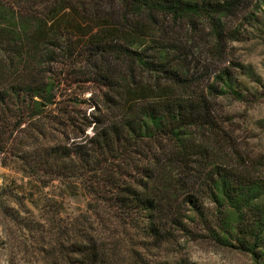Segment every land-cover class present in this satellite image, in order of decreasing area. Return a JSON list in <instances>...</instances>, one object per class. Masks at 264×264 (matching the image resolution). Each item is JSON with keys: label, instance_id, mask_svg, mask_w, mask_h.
I'll return each mask as SVG.
<instances>
[{"label": "trees", "instance_id": "1", "mask_svg": "<svg viewBox=\"0 0 264 264\" xmlns=\"http://www.w3.org/2000/svg\"><path fill=\"white\" fill-rule=\"evenodd\" d=\"M114 1L124 8L123 16L139 15L143 22L123 28L115 12L99 14L93 0H0V152L12 153L21 169L39 181L73 179L111 213L139 216V228L155 240L168 233L160 228L167 216L182 231H188L186 219L197 216L210 238L250 255L252 264H264V174L241 172L203 156L209 148L203 131L215 125L212 99L231 95L246 100L247 89L234 71L246 73L248 66L223 67L198 92L183 69L172 65L163 45L146 43L151 34L147 17L153 14L203 17L217 24L240 0ZM256 6L259 13H251L249 24H259L264 38V0ZM217 30L215 26L218 36L223 29ZM58 57L71 75L86 76L111 90L105 99L113 119L83 115L80 130L90 126L91 133L70 142L47 139L46 123L54 108L44 100L60 84L49 70ZM137 69L152 74L153 81L138 77ZM158 74L161 81H155ZM24 129L26 138L15 143ZM163 147L165 161L141 165L151 148ZM182 166L187 170L180 169L183 175L196 173L198 179L194 192L182 197L190 212L183 218L178 207L173 210L176 190L167 173ZM203 200L211 210L205 212ZM59 242L50 247L54 264H120L110 256L111 245L84 236ZM173 264L194 263L179 259Z\"/></svg>", "mask_w": 264, "mask_h": 264}, {"label": "rangeland", "instance_id": "2", "mask_svg": "<svg viewBox=\"0 0 264 264\" xmlns=\"http://www.w3.org/2000/svg\"><path fill=\"white\" fill-rule=\"evenodd\" d=\"M93 1L99 4V14L115 12L123 28L130 26L129 23L143 22L139 15L123 16L124 8L114 0ZM256 3L257 0H240L233 13L219 18V26L203 17L153 14L151 19L147 17L151 34L146 38L148 45L159 43L164 46L173 59L172 65L183 69L187 83L198 92L204 91L205 84L211 82L214 74L223 67L229 68L234 63L248 66L246 73H241L239 68L234 71L247 89L246 100L231 95L213 97L215 125L203 131L209 140V148L203 156L253 175L264 174V38L259 24H249L251 13H259L260 7ZM215 26L217 31L223 29L218 36ZM60 57L49 66L53 77L60 78V84L50 91L51 103L47 105L54 111L51 109V120L46 123L47 139L70 142L91 133L90 126L83 133L80 130L83 115L90 116L93 112L106 121L113 119L114 112L109 100L105 99V94L110 95L111 90L96 81L86 80V76L71 75L63 68ZM112 64L116 65L113 61ZM85 67L91 68L86 63ZM135 74L149 83L154 79L152 74H144L138 69ZM155 81H161L160 74ZM59 108L65 112L60 114ZM68 118H73V123ZM26 132L27 129L20 131L15 143L22 142ZM73 133L79 136L73 137ZM31 140L25 139L27 144ZM165 149L151 148L141 165L159 163L160 159L165 161ZM186 166L167 170L176 190L173 210L178 207L181 218L190 214L182 197L194 192L198 180L194 172L193 176L183 175L180 169L185 170ZM188 167L194 166L189 164ZM79 186L81 184L73 179L39 181L21 169L12 153L0 152V264H54L56 258L51 255L50 247L80 236L111 245L114 254L110 256L120 264H173L179 259L194 264L253 263L250 255L222 246L210 238L197 216L194 221L186 219L188 231L175 229L167 216L160 228L168 233L155 240L139 228L142 220L139 216L131 213L127 219L116 212L111 213L104 207V202L94 201ZM202 202L205 212L211 210V205ZM93 204L99 205L95 212L91 210Z\"/></svg>", "mask_w": 264, "mask_h": 264}, {"label": "water", "instance_id": "3", "mask_svg": "<svg viewBox=\"0 0 264 264\" xmlns=\"http://www.w3.org/2000/svg\"><path fill=\"white\" fill-rule=\"evenodd\" d=\"M50 97H51V93H48V95L46 96L44 102L47 103V104H50L51 103Z\"/></svg>", "mask_w": 264, "mask_h": 264}]
</instances>
